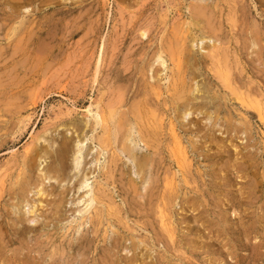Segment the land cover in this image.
<instances>
[{"label": "rangeland", "instance_id": "1", "mask_svg": "<svg viewBox=\"0 0 264 264\" xmlns=\"http://www.w3.org/2000/svg\"><path fill=\"white\" fill-rule=\"evenodd\" d=\"M1 1L0 264H264V4ZM192 4H203L206 15L215 11L212 24L221 20L223 30L218 36L195 32L201 39L192 48L186 43L190 53L183 56L180 81L168 56L162 62L157 55L172 31L181 32L183 22L186 28ZM234 7L239 25L254 26L260 42L248 33L245 48H225L230 39L226 17ZM212 44L228 50L232 89L259 101L262 117L221 84ZM176 83L190 103L212 117L187 111L178 119ZM94 105L100 112L116 110L109 122L116 139L106 149L98 143L105 133ZM136 107L149 110L143 125L157 133L153 147L140 139L132 113ZM226 118H231L228 124ZM119 120H124L121 130ZM127 130V143L144 159L141 174L121 149ZM175 135L186 147L185 165ZM61 141L69 148L63 167L54 158ZM74 145H82L77 167ZM44 151L48 158L36 159ZM49 165L51 178L43 180ZM83 175L102 199L78 214L82 191L73 186ZM22 179H28L24 193L18 190ZM95 210L99 217L92 221ZM21 226L26 229L19 236Z\"/></svg>", "mask_w": 264, "mask_h": 264}, {"label": "bare ground", "instance_id": "2", "mask_svg": "<svg viewBox=\"0 0 264 264\" xmlns=\"http://www.w3.org/2000/svg\"><path fill=\"white\" fill-rule=\"evenodd\" d=\"M3 1V0H2ZM1 1V2H2ZM200 1V0H199ZM198 1V2H199ZM234 1V0H233ZM262 4L261 5H263L264 4V0H259ZM12 3H13V1H11ZM197 2V3H198ZM201 2V1H200ZM6 3H8V5H12V3L10 4V2H9V0H8V2H6ZM235 3V2H234ZM1 4H3V2L1 3ZM5 4V3H4ZM29 4V3H28ZM204 4V3H203ZM203 4L201 5H196V4H192V6H191V9H190V11H189V15H190V19H189V21L187 22V26H186V28H184L183 26H184V24H185V22H183L182 23V27L180 28V31L181 32H174L173 33V31L171 32V38H170V40L168 41V43H167V45L165 46V48L163 47L161 50H160V52H159V54L157 55V60L158 61H164V60H162V57L164 56V55H167L168 56V58H169V60L173 63V65H174V67H175V69H176V71L174 72V75L175 76H177V79H179V78H181V71H180V68H181V66L183 65V64H185L184 63V61H185V59L183 60V56H184V54H185V52L187 51L188 53H190V51H188V50H186V43H190L189 45H190V47L192 48L193 47V45H194V43H197L198 42V40H199V38H198V36H200V35H196L195 34V32L196 31H198V29H200V30H203V32H204V34H205V32H208V33H212V34H216L217 32H222L221 30H223L222 29V22H221V20H218V25L215 27L213 24H212V22H214V21H212L213 19H212V14H214V12H212V11H209V12H211V15H206V10L208 9H206V7L205 6H203ZM30 5V4H29ZM29 5H27V6H29ZM50 5V4H49ZM215 5V4H214ZM218 5V4H217ZM18 6V5H17ZM19 6H20V4H19ZM25 6H26V4H25ZM26 6V7H27ZM213 6V5H212ZM14 7H16V5L14 6ZM22 7H24V6H21L20 8H22ZM7 8V7H6ZM5 8V9H6ZM13 8V7H12ZM11 8V9H12ZM17 8V7H16ZM15 8V9H16ZM19 8V7H18ZM17 8V9H18ZM214 8V7H213ZM229 8V7H228ZM0 9H1V7H0ZM14 9V10H15ZM25 9V8H24ZM13 10V9H12ZM214 10H215V8H214ZM218 9H216V11H217ZM240 10V9H239ZM6 11V10H5ZM4 11V12H5ZM8 11V10H7ZM18 11H19V9H18ZM242 10H240L239 11V13L238 14H243L242 12H241ZM4 12H3V14H4ZM15 12V14H16V11H14ZM21 12V11H20ZM7 13V12H6ZM225 13V12H224ZM21 14V13H20ZM221 14V13H220ZM7 15V14H6ZM8 15H10V13L8 14ZM240 15V16H241ZM243 15H245V13L243 14ZM12 16H9V18H11ZM20 17V16H19ZM244 17V16H243ZM246 17V18H245ZM245 17L244 18H242L243 20H245V19H247V16L245 15ZM216 19H217V17H216ZM239 18H238V15H237V9L234 7L232 10H230L229 11V15L226 17V21H227V24L228 25H230L229 27H230V29L227 31L229 34H230V39H228V45L225 47V48H232V46L231 45H233L234 44V47L236 48V49H243V48H245L246 47V43L248 42V39L250 38H248V36H247V34L249 33L252 37H253V41H256V42H260V33H257V31L255 30V27L253 26V27H251V26H247L245 23H244V25L243 26H240L239 25V20H238ZM243 20H241L242 21V23H243ZM248 20V19H247ZM246 20V21H247ZM20 22V21H19ZM216 22V21H215ZM215 24V23H214ZM19 26V25H18ZM12 28V27H11ZM204 28H205V31H204ZM257 28V27H256ZM241 29V30H240ZM175 31H176V29H174ZM193 30H195V31H193ZM199 30V31H200ZM242 30L244 31V33L243 34H245V36H243V38L241 39V33H242ZM249 30V31H248ZM261 30V29H260ZM177 31H179V30H177ZM239 31V37H235V34L237 33ZM10 32V31H9ZM201 32V31H200ZM260 32V31H259ZM202 33V32H201ZM140 34L141 35H143L144 33L143 32H140ZM183 34H185L184 35V37H181V36H183ZM199 34V33H198ZM222 34V33H221ZM264 34V33H263ZM216 36H218L217 34H216ZM222 36V35H221ZM228 36V35H227ZM4 37V36H3ZM9 37V36H8ZM7 37V38H8ZM206 37V36H205ZM251 37V38H252ZM264 37V36H263ZM218 38V37H217ZM215 39V40H219V38L221 39V37H219L218 39ZM201 39V38H200ZM203 40V39H202ZM210 40V39H209ZM223 41V40H222ZM251 41V40H250ZM264 41V40H263ZM252 42V41H251ZM250 42V43H251ZM262 42V41H261ZM14 43V42H13ZM215 43V42H214ZM225 43V42H224ZM227 43V42H226ZM262 43H264V42H262ZM262 43H260V44H262ZM254 44H255V42H254ZM218 45V44H217ZM223 45V44H222ZM251 45V44H250ZM206 46V45H205ZM249 46V45H248ZM208 47V46H207ZM190 48V49H191ZM225 48H222V47H219V46H216L215 44L213 45L212 44V46L210 45V51L212 52H210L211 53V57L212 58H214V57H216V62H214V60H212V58L210 57V60H212L214 63H216V66H217V70H216V73H217V75L216 76H219L220 77V81H222V83L221 84H225L226 85V87H227V89L228 88H230L231 89V91H233V95H235L234 96V98H235V100L237 101L238 100V102L242 105V106H245V107H247V108H254V110H256L257 111V113H258V116L259 117H262V109L259 107V101L257 102L256 101V99L255 100H250L248 97L249 96H246V97H243L242 96V94L241 93H238L239 92V90L237 89V88H235V89H237L238 90V92H235V90H233L232 89V87H234L233 85L231 86V84H230V81H231V76H232V74H233V68H231L230 67V61L228 60V57L229 56H227L228 55V53H227V49H225ZM262 48V45L260 46V49ZM189 49V50H190ZM234 49V48H233ZM264 49V48H263ZM20 50V49H19ZM227 50V51H226ZM262 50V49H261ZM260 50V51H261ZM192 51V50H191ZM237 51V50H236ZM209 52V51H208ZM262 52H263V50H262ZM187 53V54H188ZM205 53V52H204ZM231 53V52H230ZM206 54V53H205ZM258 54V53H257ZM261 54V53H260ZM264 56V55H263ZM201 57V56H200ZM203 57V56H202ZM206 58L208 57V56H205ZM238 57V56H237ZM260 57V56H259ZM204 58V57H203ZM205 58V59H206ZM235 58V57H234ZM238 59V58H237ZM194 60V59H193ZM195 61H196V59H195ZM199 61V60H198ZM229 61V62H228ZM203 63V62H202ZM206 63V62H205ZM209 63H211V62H209ZM197 64V63H196ZM232 64H233V62H232ZM235 64V63H234ZM203 65V64H202ZM237 65V64H236ZM240 65V64H239ZM214 67V66H213ZM234 67V66H233ZM216 68V67H215ZM237 71V70H236ZM239 71V70H238ZM254 72V71H253ZM214 73V72H213ZM259 73V72H258ZM17 74V73H16ZM173 74H172V76H174ZM215 75V74H214ZM234 75V74H233ZM174 76V77H175ZM18 77V76H17ZM218 77V78H219ZM237 77V76H236ZM173 78V77H172ZM233 78V77H232ZM182 79V78H181ZM173 80V79H172ZM180 80V79H179ZM218 80V81H219ZM174 81V80H173ZM181 81V80H180ZM179 81V82H180ZM183 81V83H185L184 82V80H182ZM219 81V82H220ZM232 81H233V79H232ZM175 83V82H174ZM178 83V82H177ZM176 83V88H174V89H176V93H178L179 91H180V93H178V95L176 94L175 95V100H176V102H178V101H181L179 104L177 103V108L178 107H180L182 110L181 111H179L178 112V115H177V117H178V119H182V117L184 116V114L187 112V111H190L191 113H200L202 116H203V118H205V117H207V118H210V116H211V113H209L210 111L208 110H204L205 109V107H199V106H195L194 104H192V103H190V97H189V101H188V98H185V96H184V92H183V90H184V88L182 89V87H180V89H179V85ZM218 83V82H217ZM233 83V82H232ZM1 84V83H0ZM173 84V83H172ZM235 84V83H234ZM220 85V84H219ZM225 85H224V88H225ZM2 86V85H1ZM183 86V85H182ZM216 86V85H215ZM222 87L221 88H223V85H221ZM184 87H186L185 85H184ZM3 88V87H2ZM189 89L190 90H188V89H186V90H188V91H191L192 92V89L189 87ZM229 89V90H230ZM236 90V91H237ZM211 91V90H210ZM231 91H230V93H231ZM186 92V91H185ZM229 92V91H228ZM174 93V92H173ZM187 93V92H186ZM229 93V94H230ZM213 94V93H212ZM217 95V94H216ZM245 95H247V94H245ZM172 97H174V94H172L171 95ZM186 96H187V94H186ZM209 97V96H208ZM227 98V97H226ZM254 99V98H253ZM209 100V99H208ZM97 104H99V103H97ZM96 105V104H95ZM95 105H94V107H95ZM174 105V106H175ZM206 105V104H205ZM99 107H100V105H99ZM140 107H142V106H140ZM244 107V108H245ZM93 108V107H92ZM96 108V107H95ZM102 108V107H101ZM176 108V107H175ZM104 109V108H103ZM101 110V112H100V110L99 109H97L96 108V111H95V116H97V119H99L98 118V115H99V117H100V124H103L104 125V133H105V136L103 137V138H101V139H99V141H98V143H99V145H101L102 147H103V149H106L107 148V145H111V141H112V139H116V137L115 138H112L111 139V133H110V128H109V122L110 121H112L113 122V120H115L114 119V116L116 117V110H113V109H109V110H107V111H105V109L104 110ZM107 109V108H106ZM116 109V108H115ZM88 110V109H87ZM147 111H149V110H147ZM147 111L146 110H143V109H141V108H138L137 109V107H136V110H134L132 113H133V118H134V120L136 121V124L139 126L138 127V129H139V132H140V135H141V138L140 139H142V141H144L145 143H146V145L148 146V147H153L154 146V143H155V141H156V136H157V133L154 131V130H149L148 129V127H146L145 125H143L144 123L143 122H145V120H147V118L149 117L147 114ZM90 112H92L91 110H90ZM212 112V111H211ZM150 113V112H149ZM263 114H264V112H263ZM212 117V116H211ZM264 117V116H263ZM119 118V117H118ZM207 118H205V120L207 119ZM218 117L216 116V119H217ZM120 119V118H119ZM219 119V118H218ZM227 119V118H226ZM231 119V118H230ZM230 119H227L226 120V122H227V124L230 122ZM260 119V118H259ZM258 119V120H259ZM263 119V118H262ZM116 120H117V118H116ZM133 120V119H132ZM210 120V119H209ZM264 120V119H263ZM262 120V121H263ZM96 121V120H95ZM134 121V122H135ZM97 122V121H96ZM149 122V121H148ZM99 123V122H98ZM123 123H124V120H123ZM122 122H120V120L117 122V124L119 125L118 126V128L120 127V130H121V127H122V124H123ZM146 123H147V121H146ZM240 123V122H239ZM134 124V123H133ZM112 125H113V123H112ZM111 125V126H112ZM114 125H116V124H114ZM113 125V126H114ZM125 125V124H124ZM156 126V125H155ZM173 127V126H172ZM84 128V127H83ZM113 128V127H112ZM117 128V126H116V130L118 129ZM127 128V127H126ZM130 128V127H129ZM174 128V127H173ZM172 128V129H173ZM76 129V128H75ZM114 129V128H113ZM131 129V128H130ZM122 130H123V128H122ZM113 131V130H112ZM128 131V130H127ZM120 132V131H119ZM118 132V133H119ZM121 132H123V131H121ZM173 132H175V130L173 129ZM117 133V134H118ZM114 134H116V132H114ZM113 135V134H112ZM177 135H175V137L173 138V140L175 139V144L177 145V147H175L177 150H178V152L180 153V156L182 157V162L184 163V160L185 159H187L186 158V156H187V151H186V147H183L181 144V140H179L178 141V138L176 137ZM84 138V137H83ZM139 138V137H138ZM177 139V140H176ZM74 140H75V138H74ZM77 141L76 142H78V140H79V137H78V139H76ZM82 140V139H81ZM84 140V139H83ZM82 140V141H83ZM130 140V131H128V133H127V136L124 138V140H123V142H122V147H121V149H122V152L125 154V155H127L128 156V158H130L133 162H134V165H135V167H136V170H137V174H141L142 173V167H143V164H145L144 163V159H142V158H140L139 156H137L135 153H134V148L133 147H131L132 145H129L127 142ZM173 143H174V141H173ZM156 144V143H155ZM79 145V144H78ZM76 146V145H74V146H76L75 147V149L73 150V153H74V156H73V166L74 167H77V165H79L80 164V159H81V152H82V149H81V146L83 145H81L80 147L79 146ZM100 147V146H99ZM110 148H111V146H110ZM67 149H69V148H67V144H66V142L65 141H61L60 142V144H59V146H58V149L56 150V155H55V159L57 160V161H59V163H60V165L63 167V165H64V163H65V159H66V157L68 156V154H67ZM153 150V149H152ZM69 151V150H68ZM48 152H46V151H44L43 152V154L42 155H39V156H37L36 157V159H38V160H40L41 158L43 159H45V158H48ZM52 154V153H51ZM66 154H67V156H66ZM73 155V154H72ZM52 157V156H51ZM69 157V156H68ZM179 157V156H178ZM180 157V158H181ZM31 159V158H30ZM28 160V159H27ZM180 161V160H179ZM186 162V161H185ZM82 164V163H81ZM28 165V164H27ZM26 165V166H27ZM178 165H179V163H178ZM184 165H185V163H184ZM72 166V165H71ZM181 166H182V164H181ZM28 168V167H27ZM30 168V167H29ZM65 168V167H64ZM80 168V167H79ZM78 168V169H79ZM144 168V167H143ZM24 169V168H23ZM73 170H74V168H73ZM51 171H53L52 169H51V167H50V165L49 166H47L45 169H44V172H43V180L44 179H50L51 178V176H50V173H51ZM77 171V170H76ZM58 172V171H57ZM222 172V171H221ZM77 174H78V172H76ZM75 173V174H76ZM89 173V172H88ZM87 173V174H88ZM23 174L24 175H26L25 173H24V170H23ZM24 175H22V173H21V176L22 177H24ZM85 175V174H84ZM82 176L76 183H75V186H73L74 187V191H76L77 193L78 192H80V191H82V194L79 196V198H78V200H77V203H80L81 205H82V207H81V209L78 211V214H85L86 212H88V210H90L92 207H93V205L95 204V203H100L101 202V200H100V197L101 196H98L96 193H93V191H92V188L89 186V182L87 181V179H89V178H87L86 176ZM27 176V175H26ZM76 176V175H75ZM75 176H74V178H75ZM28 177V176H27ZM26 178V177H25ZM71 178V177H70ZM254 179V178H253ZM18 180V179H17ZM17 180H15V182L17 181ZM28 180V179H27ZM26 179H22L21 181H19V182H21L20 183V185H19V192H22V193H24L26 190H25V188L28 186V183H26V181H27ZM186 179H184L183 178V181L185 182V184H186V181H185ZM168 181V180H167ZM169 183L170 182H168V185H169ZM14 184V183H13ZM17 184H18V182H17ZM16 185V184H15ZM166 185V184H165ZM164 185V188L166 189V186ZM167 185V186H168ZM172 185V184H171ZM13 186V185H12ZM17 187V186H16ZM23 187H25V188H23ZM170 188V187H169ZM13 189V188H12ZM16 189V188H15ZM164 189V190H165ZM171 190V189H170ZM172 190L174 191V194L172 195V193H170L172 196H173V199H175V197H176V189H175V186L172 188ZM171 190V191H172ZM94 191H95V189H94ZM168 191H169V189H168ZM97 192V191H96ZM168 193V192H167ZM37 196H40L39 194H40V192H38L37 191ZM163 196H164V194H163ZM163 196H162V198L161 199H163ZM169 196V195H168ZM101 199H102V197H101ZM161 201H163V200H161ZM161 203H164V202H161ZM56 204V203H55ZM58 204H57V208H58ZM163 206H165L164 204H163ZM54 208V207H53ZM35 211V209L33 208L32 210H31V212H34ZM164 212V210H160V213L162 214ZM95 214L96 215H94V216H92L91 217V220L92 221H94L95 219V221H97V216L99 217V213H98V211L96 212V210H95ZM161 214H160V216H161ZM165 216V215H164ZM99 219V218H98ZM22 227V226H21ZM27 227V226H26ZM29 228V227H28ZM25 227L23 226L22 228H21V231L20 232H18V231H16V233H18L19 234V236L20 235H24V232H25ZM32 229V228H31ZM29 230H30V228H29ZM31 231V230H30ZM17 234V235H18Z\"/></svg>", "mask_w": 264, "mask_h": 264}]
</instances>
